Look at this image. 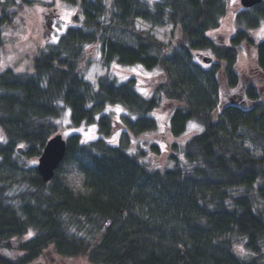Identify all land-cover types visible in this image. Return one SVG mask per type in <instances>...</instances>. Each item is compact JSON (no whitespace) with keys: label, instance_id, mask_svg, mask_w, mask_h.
I'll return each instance as SVG.
<instances>
[{"label":"trees","instance_id":"16d2710c","mask_svg":"<svg viewBox=\"0 0 264 264\" xmlns=\"http://www.w3.org/2000/svg\"><path fill=\"white\" fill-rule=\"evenodd\" d=\"M71 1L79 3L76 23L37 50L31 69L0 72V264H31L49 244L90 264H264L262 92L256 82L244 103L224 97L240 85L243 43L255 47L264 75V35H251L264 24V0L238 11L237 0ZM34 2L0 0V47L6 27ZM231 12L237 30L229 44L216 42L210 32ZM137 19L171 25L180 38L165 43ZM92 47L106 69L95 83L86 76ZM205 52L210 63L199 57ZM119 66L158 73L121 79L112 71ZM170 104L167 134L183 136L192 124L201 130L182 145L168 143L171 164L158 166L160 142L129 144L157 131L154 113ZM66 110L71 128L96 125L98 135L69 134L45 182L27 159L41 156ZM72 163L85 193L61 179ZM29 233L17 247L21 258L2 252Z\"/></svg>","mask_w":264,"mask_h":264},{"label":"rangeland","instance_id":"374dc122","mask_svg":"<svg viewBox=\"0 0 264 264\" xmlns=\"http://www.w3.org/2000/svg\"><path fill=\"white\" fill-rule=\"evenodd\" d=\"M237 2H239L237 0ZM239 6V7H238ZM237 11L241 9V6L237 4ZM234 10L232 5V11ZM79 16V3H73L71 0H35L33 6L21 12L17 16L15 22L6 27L4 31V45L0 47V72L7 68H13L17 71H29L32 67V61L35 57L37 50L48 43L56 42L66 27L74 25L76 19ZM50 22V23H49ZM137 27L143 30H149L159 40L172 44H176L180 38L179 30L171 25L164 27H154L148 23H145L141 19L136 21ZM264 24L255 30L251 31V35L255 40L261 38L264 35L262 32ZM237 30V26L234 23L233 12H231L226 18L223 19L221 26L210 32V35L216 42L230 43L231 36ZM91 51L87 56H91L93 63L87 72V78L92 82H96L98 76L105 74L106 69L102 65V55L97 48H90ZM204 56H210L206 52ZM237 69L240 73V85L233 90H226L224 97L233 101H243L245 98L246 87L252 83L257 82V85L261 89L262 99L264 101V76L261 75L256 69L255 65V47H251L243 43L238 50ZM114 74L120 76L121 79H126L131 76L141 75H155L158 71L149 70L143 66H130L112 68ZM230 100V101H231ZM241 103V102H240ZM112 110L122 112L121 107L112 106ZM171 112V104L164 105L158 109L154 115L158 118L159 128L155 132H150L137 138H132L130 147L135 148V144L141 142H160L162 145V153L156 157L155 164L158 166H167L171 162L169 160V148L168 143L177 142L178 144H184L194 134L201 130V127L197 124L196 127H190L186 134L180 137H173L167 134L165 131V123L169 118ZM115 118L119 117L115 115ZM60 122L63 124L61 125ZM69 110H66L59 121L61 126L60 132L63 137L67 138L69 134L74 131L81 133L84 140H92L97 137L96 125H83L80 128H71L69 126ZM2 135L0 133V141ZM252 152L256 155H260V151L252 149ZM27 161L35 163L37 165L38 159L29 158ZM61 179L68 184L76 193H85V187L83 186V177L78 170L76 164L72 163L60 174ZM31 235L26 234L15 238L12 241L11 249H3V253L14 260H18L25 253L19 250L18 245L28 240ZM54 244H49L44 247L38 257L31 264H44L47 260H50L51 264H90L86 256H78L73 258H66L60 256L54 248Z\"/></svg>","mask_w":264,"mask_h":264},{"label":"water","instance_id":"95a60500","mask_svg":"<svg viewBox=\"0 0 264 264\" xmlns=\"http://www.w3.org/2000/svg\"><path fill=\"white\" fill-rule=\"evenodd\" d=\"M263 0H240L244 7H253ZM202 59L206 63L212 61V57L203 56ZM18 151L24 153V148L19 147ZM67 151V141L62 134L52 136L43 149L41 156L38 159L37 169L45 182H49L55 175L60 163L65 157Z\"/></svg>","mask_w":264,"mask_h":264},{"label":"snow or ice","instance_id":"6c2138e0","mask_svg":"<svg viewBox=\"0 0 264 264\" xmlns=\"http://www.w3.org/2000/svg\"><path fill=\"white\" fill-rule=\"evenodd\" d=\"M233 2H235V0H233ZM262 32H264V29H262ZM190 127H196V125L192 124ZM29 235H31V233H29Z\"/></svg>","mask_w":264,"mask_h":264},{"label":"flooded vegetation","instance_id":"af4514ba","mask_svg":"<svg viewBox=\"0 0 264 264\" xmlns=\"http://www.w3.org/2000/svg\"><path fill=\"white\" fill-rule=\"evenodd\" d=\"M50 23V22H49ZM259 72V71H258ZM260 73V72H259ZM262 75V73H260ZM231 100V99H230ZM233 101V100H232ZM237 102V101H236Z\"/></svg>","mask_w":264,"mask_h":264}]
</instances>
